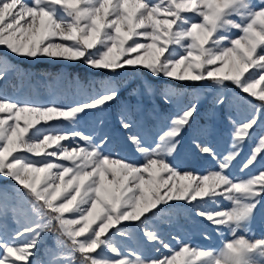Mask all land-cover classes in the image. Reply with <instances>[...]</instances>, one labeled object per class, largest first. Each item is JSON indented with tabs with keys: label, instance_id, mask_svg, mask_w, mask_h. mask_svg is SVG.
<instances>
[{
	"label": "snow or ice",
	"instance_id": "snow-or-ice-1",
	"mask_svg": "<svg viewBox=\"0 0 264 264\" xmlns=\"http://www.w3.org/2000/svg\"><path fill=\"white\" fill-rule=\"evenodd\" d=\"M0 48L31 60L81 61L109 74L87 85L77 81V96L67 105L0 91V176L33 201L30 210L10 204L7 193L0 201V218L11 213L17 225L11 233L6 226L0 232V264H41L35 256L43 233L54 225L64 250L52 253L48 264H75L77 254L79 264H264V238L239 234L249 231L264 202V170L245 173L264 151V86L256 90L264 82V0H0ZM140 68L155 78L214 88V106L226 102L229 84L259 103L236 97L252 114L242 120L229 116L231 149L221 155L193 129L198 101L180 103L190 94L184 87H168L162 96L166 104L177 102L175 112L156 114L165 123L154 130L137 118L138 109L120 106V128L142 159L113 155L114 138L102 118L89 132L74 125L111 108L126 87L116 78ZM13 71L26 75L6 55L0 58V86L7 87ZM138 87L148 96L155 92L148 81ZM131 94L138 95V88ZM26 113L33 118L24 119ZM52 121L72 127L65 130ZM257 126L262 134L240 168L247 178L236 176L234 162ZM187 132L190 158L211 157L214 167L205 171L180 156ZM38 173L45 174L43 181ZM174 201H183L218 232L226 229L231 240L216 250L173 236L180 245L174 249L154 222L171 212ZM129 224L156 255L147 258L122 243L133 239Z\"/></svg>",
	"mask_w": 264,
	"mask_h": 264
},
{
	"label": "rangeland",
	"instance_id": "rangeland-1",
	"mask_svg": "<svg viewBox=\"0 0 264 264\" xmlns=\"http://www.w3.org/2000/svg\"><path fill=\"white\" fill-rule=\"evenodd\" d=\"M253 2H259V0H253ZM6 59L9 64L15 66L22 73H26L25 76L21 77L20 73L13 71L10 72L6 79V88L0 86V91L6 92L10 96H20L24 99H33L39 101H53L56 104L67 105L77 96L76 82L72 84L73 88L68 89L65 86L66 92H58V78H54V74L51 73L47 77L48 71H43L40 77L35 74H30L33 72L28 68L30 66L35 67L39 64H59L63 65L64 68L77 67L85 69L88 74H101L103 79L109 78V74L103 70L91 69L84 65L81 61H68L63 59H49L46 57L37 58L31 60L28 58L17 57L11 53H7L5 49L0 48V58ZM63 82L67 83L66 74L63 76ZM30 79H33L30 81ZM124 82L126 87L121 88L120 99L116 101L111 108L105 110L104 113H96L89 117L78 121L74 127L78 129H83L89 132L94 127V124L98 122V118L104 120V128L108 131L114 138V144L112 146L113 155L119 153L120 155L130 156L135 155L137 159H142L138 153L135 152L133 146L127 143V135L119 125V108L123 104L130 105L133 109L139 110L138 119L141 123L149 130H154L156 127L165 123L163 119H157L156 114H160L161 117L168 116L175 112L176 101L166 104L162 96V90L168 87H186L190 95L180 98V103L187 104L190 101H198L200 104L199 112L194 117L193 129H198L203 132L202 139H204L208 144H210L218 153L221 155L226 154L227 151L231 149L232 144V133L233 124L229 120L231 116L234 120H242L247 118L252 114V110L249 104L243 102V100L236 99V97H243L244 100H248L253 104H258L259 101L255 98L248 96V94L240 92L234 86L229 84L228 89L224 92L227 100L224 104L214 106L211 103L213 96L216 95V90L214 88L201 87L200 84H193L186 86L187 82H179L172 79H166L163 77L155 78L147 70L140 68L137 72L133 73L131 71L122 73L121 77L116 78ZM66 80V81H65ZM151 82L155 87V92L152 96L145 94L142 87H138L143 82ZM202 83V82H201ZM31 84L33 86H31ZM36 85V86H35ZM64 85V83L62 84ZM264 86L257 85V91L260 87ZM28 87V88H27ZM138 88V95H133L132 89ZM27 89L32 91L29 93ZM24 91V92H23ZM39 93V94H38ZM24 119H32V114H23ZM52 124L63 123V129L70 130L72 127L67 122L62 121H52ZM261 124L264 125V114L261 115ZM21 125H23V119L21 120ZM262 134L261 126H257L254 130V135L251 139H247L241 147L240 155L234 162L235 167L233 172L236 176H242L247 178L245 173L250 175H256L260 170H264V151L257 153V160L255 162V167L251 168V171L245 170V173L240 171V168L247 158L252 154L256 144L258 143L259 136ZM64 143H67L65 141ZM191 146V132L184 134V137L179 146V153L181 157L190 158L189 149ZM31 158L36 159L37 157L32 156ZM190 162L194 164L197 168H202L205 171L210 167H214L211 157H206L203 155L196 156L195 158H190ZM41 181L45 176L44 173L36 174ZM67 179V178H66ZM179 183V182H178ZM19 190L20 194H23L25 200L22 202L20 197L17 195ZM5 193L9 197L10 204H16L23 206L24 208L31 209V204L33 203L31 196L19 185H17L11 179L0 176V201L3 200ZM225 208L230 207V203L226 200L221 201ZM172 209L169 214L164 217L154 218L155 224L158 225L163 238L168 241L174 249H179V244L172 237L175 236L177 239L183 243H189L193 246H200L204 249H216L222 248L223 244L231 240V234L226 229H220L217 231L216 227L211 225L209 222L197 217L191 207L185 205L183 201L172 202ZM211 202L207 207H212ZM167 207V206H165ZM4 226L7 227L8 231L13 232L17 225L13 220L11 213L6 219L0 218V232H3ZM128 230L133 233V239L125 238L122 243L129 247H138L140 253L147 258H151L156 255L154 248L151 245L146 244L143 241L142 234L135 231L134 225H127ZM249 231H240L239 234L245 235L246 237H251L252 239L264 238V202L257 206L255 214L250 224L248 225ZM207 234V239L205 235ZM63 237L56 231L55 225L52 230L45 231L43 233L41 242L39 244L38 251L36 253L35 259L41 264H48L50 256L52 253L57 251H63L62 247H59V241ZM119 239V237L117 238ZM161 251L165 250L161 248ZM112 255V254H109ZM79 254H77L75 264H79ZM22 264V262H21Z\"/></svg>",
	"mask_w": 264,
	"mask_h": 264
},
{
	"label": "trees",
	"instance_id": "trees-1",
	"mask_svg": "<svg viewBox=\"0 0 264 264\" xmlns=\"http://www.w3.org/2000/svg\"><path fill=\"white\" fill-rule=\"evenodd\" d=\"M29 70H32L33 72H31L30 74H35L37 77H40L41 75H45L43 74V71H48L49 73L47 74V77L50 76L51 73H53L55 76L54 78H58V87H57V91L58 92H66V89H64L65 86H68V89H72L73 86L72 84L75 83V81H79L80 83L87 85L90 81H96L99 82L103 79V75L101 74H88L87 71H85V69H81L79 68V66L77 67H70V68H64L63 65H59V64H39L35 67L30 66L28 68ZM66 74V80L67 83L63 82V75ZM33 79H30V81ZM65 80V81H66ZM33 82V81H31ZM64 83V85H62ZM31 86H33L31 84ZM36 86V85H35ZM28 88V87H27ZM185 90H188V88L184 87ZM32 89L28 90L27 92H31ZM24 92V91H23ZM39 94V93H38Z\"/></svg>",
	"mask_w": 264,
	"mask_h": 264
}]
</instances>
